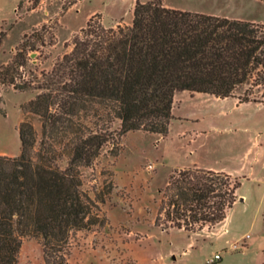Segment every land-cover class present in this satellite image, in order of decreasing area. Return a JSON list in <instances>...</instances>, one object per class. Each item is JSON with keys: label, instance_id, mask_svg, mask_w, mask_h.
Here are the masks:
<instances>
[{"label": "trees", "instance_id": "obj_1", "mask_svg": "<svg viewBox=\"0 0 264 264\" xmlns=\"http://www.w3.org/2000/svg\"><path fill=\"white\" fill-rule=\"evenodd\" d=\"M132 14L130 24L114 27L91 15L40 76L29 67V53L46 45L40 30L24 34L0 62V86L36 91L20 105V152L0 153V264H18L23 236L41 239L45 264H68L71 234L99 223V204L113 187L109 180L91 195L81 167L128 131L166 136L177 91L264 103V23L172 8L163 0H136ZM3 34L0 26V43ZM1 102L0 94V112ZM241 184L230 172L175 167L159 189L154 222L190 233L213 228L239 198Z\"/></svg>", "mask_w": 264, "mask_h": 264}, {"label": "rangeland", "instance_id": "obj_2", "mask_svg": "<svg viewBox=\"0 0 264 264\" xmlns=\"http://www.w3.org/2000/svg\"><path fill=\"white\" fill-rule=\"evenodd\" d=\"M72 1L22 0L15 11L8 5L4 12L8 19L1 23L4 34L0 62L10 59L24 34L40 30L46 45H39L29 53V67L40 76L41 70L50 69L70 49L73 34L85 25L92 12L98 22H101L100 13L106 22L132 14L129 0H76L70 5ZM102 25L114 27L111 23ZM50 32L54 35L52 45L48 44ZM241 91L237 90L236 94ZM35 93L0 86V153L20 152L18 124L23 119L20 105ZM172 112L166 136L144 130L128 131L117 144L107 142L91 166L81 167L84 186L91 195L104 190L109 180L113 187L99 204V223L71 234L68 264L241 262L237 251L223 248L230 241L229 235L218 234L220 228L190 233L181 228L164 229L154 219L159 189L167 183L175 167L198 165L230 172L241 177L239 192L255 190V177L263 170L262 158H257L259 149L264 153V104L251 101L237 104L235 97L217 98L204 92L182 90L174 95ZM32 119L39 130L40 121L36 116ZM118 126L119 121L115 120L112 128ZM235 203L227 213L226 223L230 229L240 223L239 232L251 233L244 224L250 221L253 209L243 213L240 203ZM215 252H220L222 258L208 262ZM263 260L264 255L257 257L258 262ZM18 264H45L40 238L22 237Z\"/></svg>", "mask_w": 264, "mask_h": 264}, {"label": "crops", "instance_id": "obj_3", "mask_svg": "<svg viewBox=\"0 0 264 264\" xmlns=\"http://www.w3.org/2000/svg\"><path fill=\"white\" fill-rule=\"evenodd\" d=\"M19 1L20 0H0V26L4 20L8 19L4 14L6 7L12 5L15 11ZM135 1L136 0H129L130 11L133 10ZM141 1L146 2L149 0ZM163 3L168 7L182 10L264 23V0H163ZM94 13L95 12H92L88 15L86 21ZM100 14L101 22L103 24L111 23V26L130 24L133 18V14L128 18H124L120 15L118 18L112 19L111 22H106L104 14ZM258 156L260 157L257 159L262 158L263 170H259L255 177V190L247 193L239 192V198L235 201V204L240 203L243 213L253 209L251 212L252 214L248 218L250 221L245 224L243 223L246 230L252 232H239V229L242 228L240 223H237L235 228L230 229L228 223H226L227 217L223 221L217 223L210 231L212 232L220 228L218 229V234L225 233L229 235V246H223V248L237 251L236 256H238L241 261L239 264H264V260L261 262L257 261L259 255H264V153H262L260 149L258 150ZM245 259H247V261Z\"/></svg>", "mask_w": 264, "mask_h": 264}, {"label": "built area", "instance_id": "obj_4", "mask_svg": "<svg viewBox=\"0 0 264 264\" xmlns=\"http://www.w3.org/2000/svg\"><path fill=\"white\" fill-rule=\"evenodd\" d=\"M221 258V253L220 252H215L209 259H208V262H212L214 261L215 259H219Z\"/></svg>", "mask_w": 264, "mask_h": 264}]
</instances>
